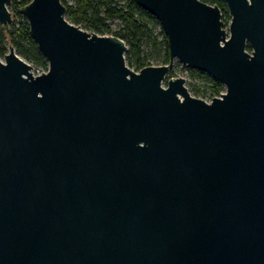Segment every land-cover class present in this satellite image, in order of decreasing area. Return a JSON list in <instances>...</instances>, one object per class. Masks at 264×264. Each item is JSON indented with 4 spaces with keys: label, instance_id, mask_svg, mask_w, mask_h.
<instances>
[{
    "label": "water",
    "instance_id": "water-1",
    "mask_svg": "<svg viewBox=\"0 0 264 264\" xmlns=\"http://www.w3.org/2000/svg\"><path fill=\"white\" fill-rule=\"evenodd\" d=\"M134 1L168 64L131 69L61 0L21 9L49 66L0 60V264H264V0H225L228 30L201 0ZM175 60L225 92L192 96Z\"/></svg>",
    "mask_w": 264,
    "mask_h": 264
},
{
    "label": "trees",
    "instance_id": "trees-1",
    "mask_svg": "<svg viewBox=\"0 0 264 264\" xmlns=\"http://www.w3.org/2000/svg\"><path fill=\"white\" fill-rule=\"evenodd\" d=\"M32 0H13L10 10L14 15L13 25L4 32L0 27V58L9 52V46L15 47L16 53L25 61L33 65L35 72L48 70V60L39 50L37 43L31 36L30 27L21 9ZM66 7V18L71 23L84 28L89 32L99 35L116 36L128 46V66L139 71L147 67L148 57L144 55V43H151L154 56L161 63L168 64L170 51L167 36L159 21L148 11L142 9L134 0H61ZM205 3L216 5L221 9L222 18L226 24L231 20L225 0H201ZM117 23V28H112V23ZM160 28L162 40L155 34V29ZM152 66V65H150ZM188 71L192 80V90L201 97L213 99L225 91L224 85L206 72L183 67ZM176 76L171 70L167 80Z\"/></svg>",
    "mask_w": 264,
    "mask_h": 264
},
{
    "label": "rangeland",
    "instance_id": "rangeland-1",
    "mask_svg": "<svg viewBox=\"0 0 264 264\" xmlns=\"http://www.w3.org/2000/svg\"><path fill=\"white\" fill-rule=\"evenodd\" d=\"M68 3L71 5L72 4V1L71 0H68ZM11 13H12V11H11ZM12 15H13V13H12ZM13 19H14V15H13ZM229 22H230V20L225 24L227 30H228ZM117 23H118L117 21L114 22V23H112V28L113 29H116L117 28ZM12 25H10V26L0 25V27H1V29L4 32H6L7 31L6 29H8V27L10 28ZM155 34L158 35L159 40H162V36L160 34V28L159 27L155 29ZM107 36H109V34H107ZM143 50H144V55H146L148 57V59L146 61L147 66H150V65H152V66H160V65H163L161 63V60L160 59H157V57L154 56L153 47H152L151 43H144ZM125 59H126V63L128 64L129 58H128V54L127 53L125 54ZM0 60L4 61V58H0ZM183 67H185V66H183L181 63H179L178 61L175 60V63H174V66H173V69L172 70L175 71V75L176 76H174L172 78H175V77H183V78H185L186 79V86L188 87V90H189V92L191 93L192 96H195V97H198V98H202V99L206 100L207 102L211 101V99L209 97H204L203 98V97L198 96L197 94H195V92L192 90L191 86L189 85V83H190V81L192 79L189 77L188 71L187 70H184ZM34 74H35V71H34ZM192 81H194V83H198V80H196V79L195 80H192Z\"/></svg>",
    "mask_w": 264,
    "mask_h": 264
},
{
    "label": "built area",
    "instance_id": "built-area-1",
    "mask_svg": "<svg viewBox=\"0 0 264 264\" xmlns=\"http://www.w3.org/2000/svg\"><path fill=\"white\" fill-rule=\"evenodd\" d=\"M42 72H35V75H39V74H41ZM225 92V91H224ZM224 92H222L221 94H223ZM216 97H221V95H219V96H216ZM212 100V99H211ZM210 102V101H209Z\"/></svg>",
    "mask_w": 264,
    "mask_h": 264
}]
</instances>
